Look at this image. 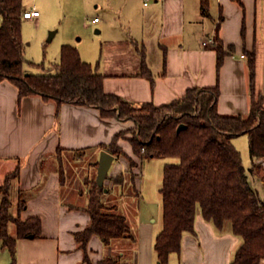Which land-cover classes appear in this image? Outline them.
<instances>
[{
  "label": "crops",
  "instance_id": "0c3cea01",
  "mask_svg": "<svg viewBox=\"0 0 264 264\" xmlns=\"http://www.w3.org/2000/svg\"><path fill=\"white\" fill-rule=\"evenodd\" d=\"M50 1L23 3L24 10L34 7L39 13L22 21L39 24L41 11L37 4L46 6ZM96 1L101 16H94L97 21H92L102 38L91 52L73 37L62 36L59 43L75 45L80 57L104 74L106 92L137 104L160 105L181 96L188 88L210 86L217 81L218 112L246 115L250 107L248 54L253 52L256 92L264 94V0H205L206 13L201 12L204 0ZM213 4L215 16L210 12ZM217 38L224 48L232 45L218 73L215 43L207 44L209 39ZM140 49L152 81L140 73ZM56 109L53 100H43L39 95L18 100L16 86L8 79L0 80V185L5 175L19 165L10 199L12 190L16 201L19 192L36 190L35 195L25 196L26 204L19 214L22 218L38 215L41 219L39 237L17 238L10 264H87L74 232L86 226L89 216L83 209H70L62 202L59 173L54 168L56 150L62 148L64 156L71 150L93 149L98 162L97 155L103 150L98 145L108 143L117 131L133 125L131 120L104 118L98 108L88 105L63 103ZM119 144L126 156L113 158L109 178L104 180L111 186V178L128 168L127 156L137 159L126 139H120ZM141 163L143 160L133 169L139 194L143 184ZM259 182L263 186L264 180ZM140 210L138 201L137 218ZM150 220L157 222L155 217ZM160 221L154 226L139 220L135 225L137 241L132 245L126 240L105 245L99 236H91L90 261L112 256L124 264H161L153 242L161 229L162 212ZM194 228V233L183 234L180 251L170 253L166 264H229L241 243L229 225L219 230L202 217L197 207Z\"/></svg>",
  "mask_w": 264,
  "mask_h": 264
},
{
  "label": "trees",
  "instance_id": "16d2710c",
  "mask_svg": "<svg viewBox=\"0 0 264 264\" xmlns=\"http://www.w3.org/2000/svg\"><path fill=\"white\" fill-rule=\"evenodd\" d=\"M207 8V2L202 1L201 12L206 13ZM23 10L22 0H0V80L8 79L16 86L18 100L39 95L43 100H53L57 109L63 103L88 105L98 108L104 118L133 122L131 127L117 131L108 143L98 147L116 158L126 156L119 144L120 139H126L137 159L127 156L128 168L112 177V186L106 190L105 184L98 185L95 178L83 181L81 185L86 187V193L79 189L78 196L85 197V203L69 201L63 149L56 150L54 168L62 186L61 200L68 208L83 209L89 216L86 226L74 232L83 260L87 264H124L120 263V258L112 256L91 262L88 241L97 235L105 245L120 240L135 244L137 233L130 219L137 214L139 191L135 187L133 169L143 159L177 157L175 161L165 162L162 168L159 187L162 225L153 242L158 261L166 264L170 253L180 251L183 234L195 232V212L199 207L202 217L216 228L222 230L229 222L232 233L241 238L229 264H261L264 260V196L251 185L250 173L261 171L258 175L264 180V94L256 92L255 88L254 53L248 54L250 107L246 115L218 112L217 81L210 86L188 88L184 94L164 104H137L106 92L104 74L84 61L75 45H61L59 61L50 66L51 70L43 69L41 63L26 60L21 34ZM215 41L218 73L232 45L224 48L219 38ZM139 52L140 73L152 81L144 53L141 49ZM26 63L43 70L32 72L25 68ZM180 123L185 126L177 130ZM244 133L249 139L251 155L248 172L240 151L231 140ZM97 164L95 160L93 165ZM18 174L19 165L5 175L0 185V240L12 260L17 238L29 234L35 238L41 233L38 215L22 218L19 214L26 204L24 193L19 192L17 213L11 211L10 188ZM124 185L126 188L119 192L118 188ZM9 223L15 226L14 236L8 231Z\"/></svg>",
  "mask_w": 264,
  "mask_h": 264
},
{
  "label": "rangeland",
  "instance_id": "374dc122",
  "mask_svg": "<svg viewBox=\"0 0 264 264\" xmlns=\"http://www.w3.org/2000/svg\"><path fill=\"white\" fill-rule=\"evenodd\" d=\"M39 1L41 0H38V2ZM32 2L33 0H23L25 5H29ZM96 2V0H51L46 6L38 3L37 7L41 11L40 23L35 24L32 21H22L21 34L24 42V58L33 61L35 64L41 63L44 66L43 69L51 70L50 66L59 61L61 49L59 40L62 36L73 37V41L79 42L82 46L84 45L85 48L91 52L94 44L102 38L101 33L96 32L97 25L92 21L94 16H101V7L100 5L96 6ZM210 12L214 15V4L213 11L210 10ZM48 25H52L50 26L51 28H48ZM55 29L58 30L57 34L51 40H47L49 31ZM77 38H79V40ZM25 68L32 72L43 70L38 65L31 66L27 65V63ZM128 135L130 136V134ZM231 140L240 151L242 163L248 172L251 166V155L247 134L244 133L233 136ZM67 151L70 152V150ZM70 153H66V155L62 157V160L66 162V173L68 174L67 181L68 187L70 188L68 199L73 203H85L86 198L83 196L80 198L78 196V190L82 189L83 192L86 193V187L81 185L82 182L96 178L97 166L95 167L93 165L94 161H97L96 152L93 151V149L86 148L76 152L71 150ZM173 160H177V157L143 159L144 163H141L140 166V169L143 171V184H141L142 191L138 198L141 204L140 217L137 218V216H135L130 219V224L133 228H135L139 220L151 223V225L153 224L154 226L160 225L161 195L159 187L162 179V168L165 162ZM258 174H262L261 171L250 173V183L255 190L258 191L259 195L263 197L264 183L263 186H260L259 181L262 179V176ZM104 184V189L111 187V184ZM125 188L126 185L120 186L118 188L119 192L123 191ZM35 194L36 190H27L24 196L30 197ZM11 197L13 201L11 211L16 214L17 201L15 191L13 190L11 191ZM123 203L125 205V201H123L122 204ZM150 217L157 218V222H151ZM226 225H229V222L226 223ZM8 231L11 235H15V226L13 223H9ZM10 263L11 254L6 247H1L0 240V264ZM261 264H264V260H262Z\"/></svg>",
  "mask_w": 264,
  "mask_h": 264
},
{
  "label": "water",
  "instance_id": "95a60500",
  "mask_svg": "<svg viewBox=\"0 0 264 264\" xmlns=\"http://www.w3.org/2000/svg\"><path fill=\"white\" fill-rule=\"evenodd\" d=\"M54 33V30L49 31V35L47 37V40H50L52 35ZM185 125L183 123H180L177 126V130H180L182 127H184ZM114 156L109 153L106 150H101L99 153V157H98V164L96 167V183L98 185H102L104 183V180L107 176L108 170L111 166V163L113 161ZM106 190V188H105ZM28 237H33L32 234H29Z\"/></svg>",
  "mask_w": 264,
  "mask_h": 264
},
{
  "label": "built area",
  "instance_id": "2783aa9c",
  "mask_svg": "<svg viewBox=\"0 0 264 264\" xmlns=\"http://www.w3.org/2000/svg\"><path fill=\"white\" fill-rule=\"evenodd\" d=\"M146 3V2H145ZM38 13H39V11L36 9V8H34V7H32L31 9H29V10H23V12H22V17L23 18H31V17H33V16H36V15H38ZM93 21H97V18L95 17V18H93ZM216 41L214 40V39H209L208 41H207V44L208 43H215Z\"/></svg>",
  "mask_w": 264,
  "mask_h": 264
}]
</instances>
